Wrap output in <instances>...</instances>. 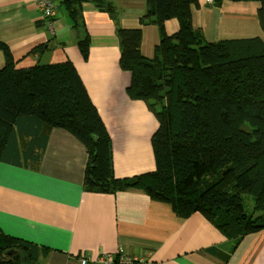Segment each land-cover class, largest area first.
Returning <instances> with one entry per match:
<instances>
[{
  "label": "trees",
  "instance_id": "1",
  "mask_svg": "<svg viewBox=\"0 0 264 264\" xmlns=\"http://www.w3.org/2000/svg\"><path fill=\"white\" fill-rule=\"evenodd\" d=\"M259 1L264 31V0ZM85 2L110 14L127 95L143 100L157 118L151 138L155 169L115 176L111 137L75 64L65 59L17 66L1 41L0 162L37 163L47 132L62 128L88 153L83 180L87 191L139 189L169 203L179 217L200 212L238 240L264 229V42L206 40L192 23V7L199 0H146L139 26L133 28L120 25L116 7L107 0H60L70 27L84 30L77 41L84 60L91 41L83 17ZM170 18L179 22L172 33L165 28ZM147 24L159 31L152 57L141 51V26ZM54 46L49 41L33 50ZM245 195L254 203L250 212ZM46 250L0 228V264L34 261Z\"/></svg>",
  "mask_w": 264,
  "mask_h": 264
},
{
  "label": "crops",
  "instance_id": "2",
  "mask_svg": "<svg viewBox=\"0 0 264 264\" xmlns=\"http://www.w3.org/2000/svg\"><path fill=\"white\" fill-rule=\"evenodd\" d=\"M107 1L116 7L121 26H139L146 0ZM54 2L51 26L37 0H0V41L17 66L70 59L111 137L115 176L154 170L151 138L158 121L143 100L127 95L110 14L84 3L91 38L84 60L77 46L84 30L72 29L64 6L60 0ZM260 5L259 0H222L220 4L199 0L192 7V23L209 41L260 38L264 42ZM178 27L176 18L166 21L168 33ZM49 41L55 44L52 49L33 50ZM158 43L157 27L142 25L143 55L152 57ZM3 63L0 49V66ZM87 161L88 153L77 138L65 129L52 128L37 163L0 162V228L47 248L37 260L24 264H80L84 255L96 260L120 248L138 257L136 264H264V229L238 240L222 233L200 212L179 217L169 203L139 189L87 191L83 187Z\"/></svg>",
  "mask_w": 264,
  "mask_h": 264
},
{
  "label": "built area",
  "instance_id": "3",
  "mask_svg": "<svg viewBox=\"0 0 264 264\" xmlns=\"http://www.w3.org/2000/svg\"><path fill=\"white\" fill-rule=\"evenodd\" d=\"M206 3L212 4L213 0H205ZM38 7L42 14L48 18L49 25L52 26L50 18L55 15L54 0H37ZM140 259L124 252L121 248L115 253L101 254L92 260L90 255H84L80 258V264H136Z\"/></svg>",
  "mask_w": 264,
  "mask_h": 264
},
{
  "label": "rangeland",
  "instance_id": "4",
  "mask_svg": "<svg viewBox=\"0 0 264 264\" xmlns=\"http://www.w3.org/2000/svg\"><path fill=\"white\" fill-rule=\"evenodd\" d=\"M2 66V65H1ZM146 104V103H145ZM147 106V104H146ZM147 109L152 112L149 107L147 106ZM245 203H246V210L248 212L252 211L253 210V200H252V197L248 196V195H245Z\"/></svg>",
  "mask_w": 264,
  "mask_h": 264
}]
</instances>
